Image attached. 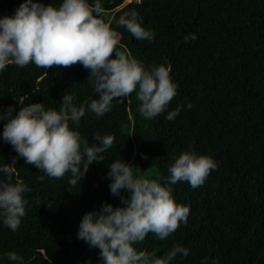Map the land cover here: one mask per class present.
I'll use <instances>...</instances> for the list:
<instances>
[{
  "label": "trees",
  "instance_id": "16d2710c",
  "mask_svg": "<svg viewBox=\"0 0 264 264\" xmlns=\"http://www.w3.org/2000/svg\"><path fill=\"white\" fill-rule=\"evenodd\" d=\"M21 2L0 0V16L12 14ZM122 3L103 4L120 33L117 47L146 66L170 65L176 95L165 112L150 119L139 113L135 91L114 100L100 117L86 112L81 135L92 143L95 132L111 134L114 142L103 153L105 161L93 162L76 186L67 184V176L38 179L42 170L26 164L0 137V164L16 157L12 180L31 189L19 227L12 231L0 224V253L14 250L24 264H96L99 249L76 233L86 211L102 202L121 203L110 194L108 162L124 158L138 164L144 175L163 179L171 156L191 146L211 155L218 167L198 187L186 181L172 185L176 201L190 206L187 223L163 240L148 233L137 247L161 256L174 244L190 249L187 257L178 254L170 264H203L206 256L208 264L213 259L217 264H264V0H131L120 7ZM132 8L155 31L152 41L136 39L115 24L114 18ZM191 32L197 39L185 42ZM88 74L79 62L48 69L9 64L0 71V110L12 105L15 114L19 101L58 109L64 93H75L77 105L87 102L95 96ZM178 104L179 114L165 119ZM5 122L0 119V133ZM0 264L15 262L0 256Z\"/></svg>",
  "mask_w": 264,
  "mask_h": 264
},
{
  "label": "clouds",
  "instance_id": "9594fccd",
  "mask_svg": "<svg viewBox=\"0 0 264 264\" xmlns=\"http://www.w3.org/2000/svg\"><path fill=\"white\" fill-rule=\"evenodd\" d=\"M103 4L104 0H60L58 4L22 0L12 14L0 16V71L9 64L24 67L32 63L48 69L79 62L89 70L87 80L95 93L94 98L79 105L74 102L75 93H64L58 109L46 108L42 102L19 101L15 114L12 105L0 110V119L6 120L0 137L26 164L42 170L40 180L45 176H67V184L76 186L93 162L105 161L103 153L113 144L114 137L95 132L94 142L89 143L79 131L86 112L100 117L111 110L114 100L135 91L139 113L150 119L165 112L176 95L178 83L170 74V65L146 66L127 49L117 47L120 33L111 26L113 20ZM114 20L136 39L155 38V31L145 26L135 8ZM195 39V32L184 36L185 42ZM181 107L178 104L167 111L165 119L173 120ZM187 107H191L190 102ZM15 159L0 164V224L12 231L26 214L25 194L31 191L24 182L12 180L11 165ZM171 160L169 174L163 179L144 175L138 164L124 158L108 162L110 194L119 196L121 203L114 206L102 202L98 208L86 211L76 233L90 248L99 249L96 264H170L178 254L189 255L190 249L182 244H174L163 256L137 247L148 233L163 240L181 223H187L190 206L176 201L172 185L186 181L190 187H198L218 167L211 155L199 153L191 146L173 154ZM122 189L126 194H122ZM0 256L24 264L23 257L14 250ZM208 261L207 256L203 258V264ZM211 264L217 262L213 259Z\"/></svg>",
  "mask_w": 264,
  "mask_h": 264
},
{
  "label": "rangeland",
  "instance_id": "374dc122",
  "mask_svg": "<svg viewBox=\"0 0 264 264\" xmlns=\"http://www.w3.org/2000/svg\"><path fill=\"white\" fill-rule=\"evenodd\" d=\"M131 0H123V3L120 5V7L128 2H130Z\"/></svg>",
  "mask_w": 264,
  "mask_h": 264
}]
</instances>
